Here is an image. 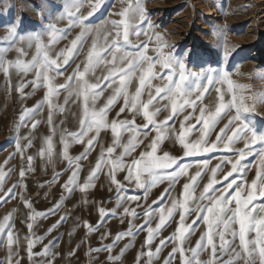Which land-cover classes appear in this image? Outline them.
Segmentation results:
<instances>
[{"label": "snow or ice", "instance_id": "1", "mask_svg": "<svg viewBox=\"0 0 264 264\" xmlns=\"http://www.w3.org/2000/svg\"><path fill=\"white\" fill-rule=\"evenodd\" d=\"M122 3L127 6L116 13L120 19L91 24L86 22L100 10L103 0H65L63 11L57 19L67 20V28L49 23L41 31L24 34L21 33L20 17L8 21L0 18V26L7 30L4 38L7 45L0 48V73L9 82L12 74H22L23 77L33 75L30 80L22 78L15 88L22 98L32 94L25 91L29 86L33 93L40 88L45 90L43 98L33 108L23 109L20 121L22 127H28L31 121V130H35L40 122L35 117L47 108L49 134L42 138L37 155L46 165L53 167L54 175L49 183L58 182L61 173L55 171V165L57 159H61L67 162L65 172L71 173L62 185L67 193L71 194L77 189L86 193L96 186L101 173L107 176L110 185L115 186L116 208L105 209L101 206L98 208L99 216L102 221L109 214L120 215L121 223H124L123 217H131L129 227L117 233L111 244L90 249V252H108V259L113 264L120 256L111 255L112 250L121 240L134 237L139 231L147 233L144 244L148 250L141 252L138 264L145 256L146 264H155L160 259L162 248L168 247V243L172 247L163 264H173L177 259L179 264H264V131H258L245 115L254 112L257 103L264 102V95L246 94L247 86L234 81L232 73L226 68L209 66L199 71L190 70L186 58L192 53L165 51L170 46L161 34L155 32L143 0H122ZM85 5L90 9L86 15L81 11ZM74 27L80 28L79 34L70 41V45L57 51V45L67 38ZM141 36L146 39L140 41ZM89 38L90 45L86 49ZM13 49L16 57L7 58ZM81 54L84 59L76 64L71 75L65 76V66H70L69 62H75V58ZM61 76H64V81L58 82ZM213 92L212 102L205 104L206 94ZM70 104L80 109L77 131H69L56 124L57 116L64 113ZM118 104L115 118L110 119L109 114ZM187 109H191V112H187ZM164 111H168V115L161 120L159 116ZM129 113L130 119L120 118L121 114L127 117ZM181 115L183 119L177 127L176 119ZM137 117H142V123L137 124ZM193 119L195 124L191 123ZM225 119L227 122L218 127ZM63 123L61 120L60 125ZM31 130L28 135L19 137L15 145L16 153L21 157V179L14 187L25 190L24 178L34 171L35 157L27 154V150L33 147ZM109 130L112 142L105 146L100 137L102 132ZM194 132H198L196 138H192ZM213 134L215 138L210 139ZM57 136L62 146L59 152ZM165 141L178 143L183 154L175 155L163 150ZM72 144L83 145V152L73 157L70 154ZM240 144H243L242 148L237 147ZM97 147L99 153L95 165L81 181V161L87 159ZM221 151L231 155L218 158L219 162L213 165L208 154ZM206 156L208 158H204ZM250 156L257 163L255 177L249 182L247 173L253 165L245 161ZM185 158L195 160L185 162ZM227 165L231 167L225 172ZM120 173H124L122 180L118 179ZM205 176L208 177L207 183L203 184L197 195V190L201 188L200 181ZM3 178L4 174L0 171V181ZM182 178L185 179L182 191L178 197H174L171 193ZM165 181L168 187L161 193L160 200L167 199L170 206L161 204L158 208H152L149 205L143 209L144 223L136 225L134 220L139 217L136 207L140 205H126L139 201L141 197L127 195L128 188L144 189L146 196L151 188ZM109 191H112L111 186ZM15 195L14 189H9L8 193L0 196V200ZM20 198L31 209L27 218L30 221L27 223L29 232L23 237L29 262L52 264L50 260L41 262L35 259L48 257L50 250L49 245H43L42 252H33L35 245L44 239L36 236L33 229L37 218L56 214L62 206L61 202H57L45 214L32 209L31 202L23 192ZM63 198L62 194L61 201ZM258 200L260 202L255 203ZM118 209H122V212H118ZM177 212L179 218L174 232L170 237L161 239L153 251L156 236ZM157 216L158 222L153 227ZM192 216L195 218L187 223ZM66 218V215L61 216L48 231L52 232ZM11 219L10 215H5L0 220V245L7 247V264H21L19 251L22 241L14 231ZM201 224L204 227L200 229L195 246L186 247ZM102 226L83 222L86 234L99 231ZM110 235V232L102 233L101 240ZM128 246L126 244L120 250V255ZM205 253L206 259L202 258ZM0 264H5V261H0Z\"/></svg>", "mask_w": 264, "mask_h": 264}, {"label": "rangeland", "instance_id": "2", "mask_svg": "<svg viewBox=\"0 0 264 264\" xmlns=\"http://www.w3.org/2000/svg\"><path fill=\"white\" fill-rule=\"evenodd\" d=\"M65 0H0V18L4 21L21 18V33H28L32 31H41L47 27L49 23H56L59 28H67V20H58L60 12L63 11ZM94 2V0H93ZM143 4L148 15V19L155 26V32L161 34L167 45L170 47L165 51H173L176 54H181L190 51L192 55L186 58L187 67L190 70L199 71L200 68L207 69L209 66L212 68H226L232 73V78L239 84L247 86V93L249 95H264V0H143ZM126 3L122 0H103V5L93 17L89 18L86 23L99 24L105 20L120 19L116 13L126 7ZM211 9V15H207L205 9ZM82 14L86 15L90 9L87 5L81 10ZM80 32L79 27L72 28L67 38L61 40L57 45V51L70 45V41L76 37ZM7 36L6 28L0 26V48L7 45L4 38ZM135 41V37H132ZM146 37L141 36L140 41H144ZM90 45V38L85 48ZM152 47V45H149ZM34 52L30 51L29 58ZM227 53V55H225ZM16 52L13 49L8 53L7 58L14 59ZM84 59V55L75 58V62L70 61V66H65L67 71L65 76L71 75L77 63ZM99 74V72H98ZM33 79V75L29 74L23 77L22 74H12L11 82L0 73V171L3 172L4 178L0 181L2 184V191L0 196L8 193L9 189H14L16 195L13 198L5 197L0 200V217L10 215L13 220H27L31 211L26 206L24 200L20 198V193L31 202L33 207L38 208L36 212H43L42 207L47 210L52 209L55 201L61 202V208L56 214L45 215L47 220H36L33 231L36 236L42 237L47 228L56 224L61 216H67L65 219L68 224V229L65 234V249L61 251L62 257H58L56 249L50 250L48 257H35L37 261L50 260L52 264H113L108 259V252H95L90 249L101 248L103 245L111 244L112 238L120 232L128 229V220L131 217H123L124 223H121V216H113L111 214L104 217L101 221L98 208L104 207L105 209L116 208L117 192L114 185H110L107 176L104 173L100 174L99 179L96 181V186L89 189L86 193H81L78 189L71 194L67 193L62 185L70 175L65 172L67 162L57 159L55 171L60 172L61 176L57 183H49L54 175L53 167L46 165L38 155V150L41 146L42 138L49 134V126L46 122L47 108L35 117L40 121L35 130H31V121L28 122V127L21 126V113L25 107L33 108L38 101H40L45 93L43 88L37 89L32 92L31 86L25 89L26 92L32 93L26 98H22L18 91L15 90L16 86L21 82V79ZM64 76L58 78V82H63ZM212 94H206L205 104H210L214 98ZM60 102H63L61 97ZM122 103V101L120 102ZM70 105L67 106V109ZM119 104L110 114V119L115 118L116 111H118ZM191 112V109H187ZM66 112L59 114L56 118V124L61 128H67L69 131H77L74 124L69 122L60 125V116ZM199 111L197 110V115ZM168 115V111L160 114L159 119L163 120ZM246 118L252 121L258 131H264V102L255 105L254 112L245 114ZM120 118H131V114H121ZM183 119V115L176 119L178 127L179 121ZM227 120L221 122L218 127L226 123ZM142 123V117H137V124ZM171 123V121L169 122ZM191 123L195 124L193 119ZM199 127V125H197ZM32 131L31 139L33 140V147L27 150L28 155H33L34 171L26 174L24 184L26 190L16 186L20 181L19 171L21 167V157L16 153V140L24 135H28ZM104 138L100 139L105 146L112 142V135L110 130L105 133L102 132ZM198 132L193 133L192 138H196ZM213 134L210 139H214ZM57 151L59 152L62 146L58 143L59 137L56 138ZM127 136H125V140ZM242 148L243 144L237 145ZM163 150L169 151L175 155H182V148L178 143L172 141H165L162 145ZM83 145L72 144L70 147V154L75 157L83 152ZM119 151V150H118ZM99 153V147L91 152L87 159L81 161L80 179L88 175L89 169L94 167L96 157ZM224 155H231V153L217 152L215 154H208L212 158L213 165L219 162L218 158ZM208 156L204 158H208ZM235 157H233L234 159ZM195 158H185V162H194ZM245 163H251L253 166L247 173V179L250 182L255 177L256 159L248 157ZM26 167V163H25ZM227 165L224 169L227 172L230 169ZM193 172L195 169L192 170ZM124 173L118 175V179H123ZM210 175V174H209ZM207 176L200 181L201 188L197 190V195L202 189L204 183H207ZM231 179V178H229ZM185 179L182 178L180 183L175 186V191L171 193L172 196L178 197L182 191V184ZM127 184L126 181H124ZM43 185V186H42ZM112 191H109V187ZM168 187L167 182L158 184L150 189L145 196L144 189L130 187L127 190V195H138L141 197L139 201L130 202V207H136L139 217L134 220L136 225L144 223L143 209L149 205L152 208H158L161 204L170 206V201L165 199L160 200V195L164 189ZM219 187V185L217 186ZM64 196L66 201H61V196ZM70 197V198H69ZM54 201V202H53ZM87 201V203H85ZM153 201L157 203L153 204ZM256 201L255 203H259ZM63 203V204H62ZM42 207H41V206ZM32 207V208H33ZM14 208V210H13ZM13 210V211H12ZM22 211V214H21ZM122 212V209H118ZM178 212L174 215L173 219L160 230V234L156 236L153 241L152 250L159 244L161 239L170 237L175 230L176 221L178 220ZM195 217H189L187 223ZM3 219V217L1 218ZM41 219V218H39ZM43 219V218H42ZM88 221L91 225L102 224L99 231L91 234H86L87 229L83 227V222ZM62 221L59 225L60 231ZM158 222V216L153 221L152 226ZM199 223V222H198ZM204 226L201 224L195 234L191 236V243L186 247H194L196 240L199 239L200 229ZM57 230V233L60 232ZM19 234V230H15ZM110 232L111 235L101 240V234ZM20 236V235H19ZM147 233L146 231H139L134 237H126L121 240L117 246L112 250L111 255L120 256V259L115 264H138V257L141 252H147V246L144 244ZM128 244L129 246L120 255V250ZM43 245H48L45 240L40 243L39 247L33 248V252H42ZM80 250L78 251V247ZM171 243L168 247L162 248L160 259L155 264H163L164 259L168 257L171 251ZM6 248V245H0V252ZM72 253L69 255V253ZM8 251L0 254V261L7 262ZM19 257L23 259L21 250ZM207 258V253L202 257ZM227 257H225L226 259ZM146 256L141 258V264H146ZM60 260V262H57ZM25 264H30L27 261ZM173 264H179L178 259Z\"/></svg>", "mask_w": 264, "mask_h": 264}, {"label": "crops", "instance_id": "3", "mask_svg": "<svg viewBox=\"0 0 264 264\" xmlns=\"http://www.w3.org/2000/svg\"><path fill=\"white\" fill-rule=\"evenodd\" d=\"M79 107L75 104H70V106L68 107V109L65 111L66 113L63 114V116H60V119H62L63 121H67L71 124H74V128L76 130H78L79 128V124H78V114H79ZM62 115V114H61ZM104 138V135L101 133V137L100 139ZM75 192V191H74ZM70 198V197H69ZM59 201V200H58ZM58 201H53L54 203H57ZM62 201H66L65 198H63ZM63 204V203H62ZM53 207L54 205L51 204ZM33 207V205H31ZM41 206V205H40ZM42 207V206H41ZM38 206L36 207H33L32 209H37ZM39 209V208H38ZM14 210V208H13ZM12 210V211H13ZM42 210L43 212H39V213H45V209L42 207ZM48 211V210H47ZM48 212H46L45 214H47ZM21 214H22V211H21ZM4 217V216H2ZM0 217V220H2ZM41 218V219H39ZM37 218V220H47L48 218H46V216H42V217H39ZM43 218V219H42ZM67 221V220H66ZM66 221L64 220V222L62 223V226H61V231H60V228H59V225H57V227L55 229H53L52 232H49V228H47V230L44 232V234L42 235V237L44 238L43 241L47 240L48 241V245H49V250H53V249H56L55 251H57L58 254V257H62V253L61 251H63V249H65V234H66V231L68 229V224L66 223ZM12 223H14V231L15 230H19V235H20V238H21V241H22V244H21V253L23 255V259H21V264H25L27 261H29L28 259V255H27V252H26V243L23 242V237L26 236L29 232L28 228H27V223L30 222L27 220H13L11 219ZM57 230H59V234L57 233ZM4 239L6 240V237H4ZM42 241V242H43ZM51 242V243H50ZM40 244H37L36 247H39ZM80 247H78V251L80 250ZM7 251V247L5 249H3L1 253H4ZM50 252V251H49ZM57 262H60V260H57ZM5 264H7V262L5 261Z\"/></svg>", "mask_w": 264, "mask_h": 264}, {"label": "bare ground", "instance_id": "4", "mask_svg": "<svg viewBox=\"0 0 264 264\" xmlns=\"http://www.w3.org/2000/svg\"><path fill=\"white\" fill-rule=\"evenodd\" d=\"M205 12H206L207 15H211V13H212L211 9H209V8L205 9Z\"/></svg>", "mask_w": 264, "mask_h": 264}]
</instances>
